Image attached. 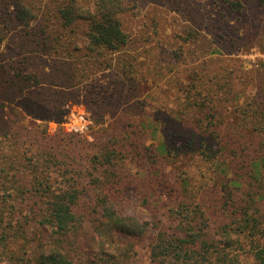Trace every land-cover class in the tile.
<instances>
[{"label":"trees","instance_id":"trees-1","mask_svg":"<svg viewBox=\"0 0 264 264\" xmlns=\"http://www.w3.org/2000/svg\"><path fill=\"white\" fill-rule=\"evenodd\" d=\"M227 2L231 16L243 12V0ZM128 3L0 0V264H123L137 245L148 252L145 264H264L262 75L247 94L236 69H211L223 58L208 51L177 87L171 112L140 116L142 101L114 106L116 93L136 90L140 70L137 55L122 54L121 80L93 99L101 128L88 135L62 125L69 93L51 81L79 82L95 54L128 48ZM38 13L51 24L8 34ZM82 22V65L33 70L35 47L71 53L57 30ZM132 187L134 209L124 204Z\"/></svg>","mask_w":264,"mask_h":264},{"label":"rangeland","instance_id":"rangeland-1","mask_svg":"<svg viewBox=\"0 0 264 264\" xmlns=\"http://www.w3.org/2000/svg\"><path fill=\"white\" fill-rule=\"evenodd\" d=\"M46 1L50 0H42L43 3ZM243 1V12L231 16L229 10L224 8L227 0H128L129 10L121 16L123 28L130 39L128 48L116 53L105 51L100 55L93 52L97 62L95 65L91 63L88 76L79 82L58 84L56 79L59 78L51 81L54 87L66 88L69 93L65 105L66 122L62 124L64 128L88 135L101 128L102 120L96 122V118H93L97 117L96 112L99 111L93 99L106 95L107 89H112L116 81L121 80L117 71L122 54L137 55L140 70L136 76V90H131L129 94L125 91L123 95H112L118 98L114 106H131L136 101H142L144 105H138L140 116H155L160 111L171 112L181 92L177 87H184L188 83L191 70L199 67L208 51L223 58L216 61L211 69L219 70V67L225 66L236 69L235 73L247 82V94L253 92V76L264 77V71L253 73L259 62L264 61V0ZM11 13V8H4L2 14ZM47 19V16L40 15L29 25L22 24L8 30V34L15 29L17 32L33 27L35 31L40 30L42 24H51ZM85 30L83 22L72 29L57 30L64 35L63 41L73 49L72 52H66L67 48L63 49V45H58L60 52H46L35 47L31 54L38 57L33 58V70L43 75H54L57 68L60 72L61 68L70 66L69 63L82 65L87 58ZM8 56L14 57L16 54L8 53ZM232 57L239 58L243 66L229 61ZM48 128L54 132L58 124L52 121L48 123ZM150 142L148 140L147 144ZM136 196L135 188H130L124 204L134 209L138 202ZM137 246L138 253H126L123 257L127 261L123 264H145L148 252L146 248Z\"/></svg>","mask_w":264,"mask_h":264}]
</instances>
